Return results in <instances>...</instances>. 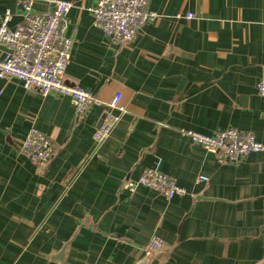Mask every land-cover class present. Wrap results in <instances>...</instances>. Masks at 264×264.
Returning a JSON list of instances; mask_svg holds the SVG:
<instances>
[{"label": "crops", "instance_id": "0c3cea01", "mask_svg": "<svg viewBox=\"0 0 264 264\" xmlns=\"http://www.w3.org/2000/svg\"><path fill=\"white\" fill-rule=\"evenodd\" d=\"M71 1L64 81L102 102L120 93L126 113L96 144L101 105L78 115L68 96L0 79V264H150L152 235L159 264H264V153L219 164L180 132L232 127L264 144V0H148L159 17L120 46L94 26L96 0ZM6 10L20 22L17 0ZM32 125L56 149L43 166L19 150ZM148 167L186 193L130 192Z\"/></svg>", "mask_w": 264, "mask_h": 264}, {"label": "built area", "instance_id": "2783aa9c", "mask_svg": "<svg viewBox=\"0 0 264 264\" xmlns=\"http://www.w3.org/2000/svg\"><path fill=\"white\" fill-rule=\"evenodd\" d=\"M37 2L44 3V9L36 10ZM17 4L21 20L13 27L8 26L12 19L9 10L0 16V79L14 78L26 91L36 90L42 96H68L78 115H83L92 105H101L102 118L92 135L93 141L101 144L126 113V108L120 102V93L102 102L88 90L64 81L73 44L67 34L66 15L74 3L71 0H17ZM86 10L92 15L94 26L112 46L130 42L142 26L159 17L148 7V0H96ZM192 17L193 14H186V18ZM256 90L264 96V77L256 83ZM180 132L193 144L214 152L219 164L240 160L252 153H264V144L258 142L254 134L237 128L216 130L211 134L183 129ZM19 150L38 166L49 163L56 151L51 139L33 125L21 140ZM195 181L205 183L208 177L200 174ZM125 185L132 193L144 187L166 199L186 193L175 178L149 167L142 169L136 179L127 180ZM164 247V240L152 235L144 253H156Z\"/></svg>", "mask_w": 264, "mask_h": 264}, {"label": "water", "instance_id": "95a60500", "mask_svg": "<svg viewBox=\"0 0 264 264\" xmlns=\"http://www.w3.org/2000/svg\"><path fill=\"white\" fill-rule=\"evenodd\" d=\"M99 124H100V122H99ZM98 124V125H99ZM155 253H152V254H149L148 255V257L149 258H151V262H150V264H159V261H158V259L157 258H153L155 255H154Z\"/></svg>", "mask_w": 264, "mask_h": 264}]
</instances>
